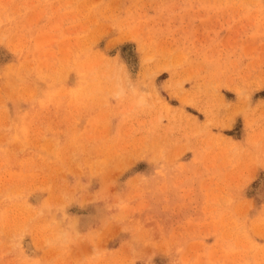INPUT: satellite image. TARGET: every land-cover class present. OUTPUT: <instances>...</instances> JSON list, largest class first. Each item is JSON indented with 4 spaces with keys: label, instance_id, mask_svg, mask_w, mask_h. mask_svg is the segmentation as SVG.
I'll use <instances>...</instances> for the list:
<instances>
[{
    "label": "rangeland",
    "instance_id": "rangeland-1",
    "mask_svg": "<svg viewBox=\"0 0 264 264\" xmlns=\"http://www.w3.org/2000/svg\"><path fill=\"white\" fill-rule=\"evenodd\" d=\"M0 264H264V0H0Z\"/></svg>",
    "mask_w": 264,
    "mask_h": 264
}]
</instances>
